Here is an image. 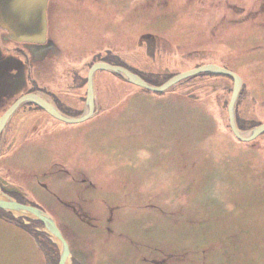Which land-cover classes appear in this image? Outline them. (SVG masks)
<instances>
[{"label":"rangeland","instance_id":"374dc122","mask_svg":"<svg viewBox=\"0 0 264 264\" xmlns=\"http://www.w3.org/2000/svg\"><path fill=\"white\" fill-rule=\"evenodd\" d=\"M46 39L0 26V116L35 91L0 132L4 194L58 216L69 264H264V0H48ZM210 66V67H211ZM210 69V68H209ZM250 137V138H249ZM47 214V213H46ZM43 223L0 208V264H58Z\"/></svg>","mask_w":264,"mask_h":264},{"label":"water","instance_id":"95a60500","mask_svg":"<svg viewBox=\"0 0 264 264\" xmlns=\"http://www.w3.org/2000/svg\"><path fill=\"white\" fill-rule=\"evenodd\" d=\"M46 5L47 0H0V26L7 30L12 38L17 42L43 43L46 39ZM210 66L201 67L195 71H222L221 68ZM97 69L118 73L130 83L155 92L164 91L171 85L178 82L181 78L195 72L191 71L177 74L161 85L153 86L125 67L114 66L105 62H98L93 64L88 71L86 107L80 115L75 117L67 116L60 112L52 102L45 99L40 93L31 91L29 93L22 94L20 98H18L14 104H12L0 116V132L8 122V119L17 112L18 106L25 104L26 102L36 104L52 117L61 120L62 122L78 123L89 118L94 113L93 74ZM222 72L229 73L233 77L234 81L231 97L227 106L230 128L237 138L245 140L235 126L233 117L234 103L241 86L240 79L234 73L227 71ZM262 130H264V124L254 128L252 133L258 134ZM0 208L9 210L18 215L30 216L32 218L39 219L43 223L45 231H47L49 235L54 238L60 247L58 264H69L70 243L57 215L22 200L12 199L8 195L4 194L1 183Z\"/></svg>","mask_w":264,"mask_h":264},{"label":"bare ground","instance_id":"6f19581e","mask_svg":"<svg viewBox=\"0 0 264 264\" xmlns=\"http://www.w3.org/2000/svg\"><path fill=\"white\" fill-rule=\"evenodd\" d=\"M48 1V0H47ZM46 8H47V6H46ZM45 13H46V10H45ZM141 88V87H140ZM142 89V88H141ZM53 105L55 106V104L53 103ZM56 107V106H55ZM57 108V107H56ZM50 115V114H49ZM51 116V115H50ZM66 123V122H65Z\"/></svg>","mask_w":264,"mask_h":264}]
</instances>
